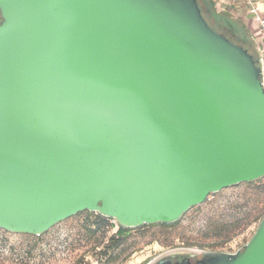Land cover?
<instances>
[{"label":"water","instance_id":"obj_1","mask_svg":"<svg viewBox=\"0 0 264 264\" xmlns=\"http://www.w3.org/2000/svg\"><path fill=\"white\" fill-rule=\"evenodd\" d=\"M0 17V228L170 224L264 177L258 56L199 0H0ZM157 261L264 264V218L236 252Z\"/></svg>","mask_w":264,"mask_h":264},{"label":"rangeland","instance_id":"obj_2","mask_svg":"<svg viewBox=\"0 0 264 264\" xmlns=\"http://www.w3.org/2000/svg\"><path fill=\"white\" fill-rule=\"evenodd\" d=\"M248 36L257 54L256 38L249 32ZM263 218L264 177L210 195L175 226L133 230L111 261L101 251L117 227L92 235L88 227L97 224L94 217L88 219L86 211L41 237L0 228V264H152L175 252H236L252 238ZM111 222L116 224V220Z\"/></svg>","mask_w":264,"mask_h":264},{"label":"trees","instance_id":"obj_3","mask_svg":"<svg viewBox=\"0 0 264 264\" xmlns=\"http://www.w3.org/2000/svg\"><path fill=\"white\" fill-rule=\"evenodd\" d=\"M199 4L205 18L215 30L224 34L231 41L243 45L245 48H247L250 52H252L256 56V53L254 52V45H253L254 43L252 39L248 36V32L246 30L240 29L227 16L218 14L213 8V5L208 0H199ZM86 215L88 219L94 217L93 223L97 224L96 228H92V226L88 227V230L92 235H97L99 229H103L104 231H106L105 229L108 230L113 227H117L116 232L108 238L106 243L103 244V250L101 251L102 254L108 255V259L110 261L114 260L117 257V255H115V251L119 249L121 245H123V243H125L127 237L131 234L133 230L144 229L146 227H151L155 225L171 227L177 225L180 222L179 220L177 222L170 224H166V223L144 224L142 226H138L135 228H126L121 226L118 222H116V224L112 223L111 221L114 219L105 217L95 212L86 211ZM37 237H41V235Z\"/></svg>","mask_w":264,"mask_h":264},{"label":"crops","instance_id":"obj_4","mask_svg":"<svg viewBox=\"0 0 264 264\" xmlns=\"http://www.w3.org/2000/svg\"><path fill=\"white\" fill-rule=\"evenodd\" d=\"M218 14L227 16L240 29L246 30L253 38L258 37V23L251 13V4L258 3L264 12V0H208ZM256 40V39H255Z\"/></svg>","mask_w":264,"mask_h":264},{"label":"built area","instance_id":"obj_5","mask_svg":"<svg viewBox=\"0 0 264 264\" xmlns=\"http://www.w3.org/2000/svg\"><path fill=\"white\" fill-rule=\"evenodd\" d=\"M251 13L255 16L258 23V37L256 38L257 56L259 64L262 68V83L264 87V12L263 8L258 3H252L250 8Z\"/></svg>","mask_w":264,"mask_h":264},{"label":"flooded vegetation","instance_id":"obj_6","mask_svg":"<svg viewBox=\"0 0 264 264\" xmlns=\"http://www.w3.org/2000/svg\"><path fill=\"white\" fill-rule=\"evenodd\" d=\"M184 257H186L185 255H173L172 256V260H177V259H183ZM159 263V261H157V262H154V263H152V264H158Z\"/></svg>","mask_w":264,"mask_h":264}]
</instances>
